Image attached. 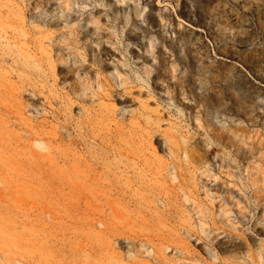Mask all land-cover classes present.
Here are the masks:
<instances>
[{
    "label": "rangeland",
    "instance_id": "obj_1",
    "mask_svg": "<svg viewBox=\"0 0 264 264\" xmlns=\"http://www.w3.org/2000/svg\"><path fill=\"white\" fill-rule=\"evenodd\" d=\"M0 264H264V0H0Z\"/></svg>",
    "mask_w": 264,
    "mask_h": 264
}]
</instances>
